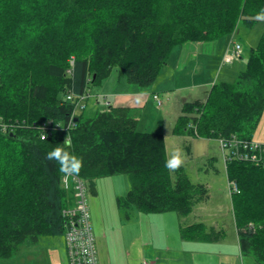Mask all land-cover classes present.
Instances as JSON below:
<instances>
[{"label": "trees", "instance_id": "1", "mask_svg": "<svg viewBox=\"0 0 264 264\" xmlns=\"http://www.w3.org/2000/svg\"><path fill=\"white\" fill-rule=\"evenodd\" d=\"M263 20L264 0H0V260L64 236L63 211L76 201L74 182L62 186L64 169L90 189L96 179L124 175L129 190L116 203L125 211L185 218L206 202L207 187L169 165L161 133L141 130L129 108L106 105L87 116L75 111L77 99L113 69L128 85L151 87L174 49ZM152 95L157 109L169 100ZM263 110L264 33L234 82L183 103L172 134L250 142ZM225 173L237 189L230 201L239 252L262 264L264 166L228 161ZM179 233L185 241L221 237L200 223Z\"/></svg>", "mask_w": 264, "mask_h": 264}, {"label": "rangeland", "instance_id": "2", "mask_svg": "<svg viewBox=\"0 0 264 264\" xmlns=\"http://www.w3.org/2000/svg\"><path fill=\"white\" fill-rule=\"evenodd\" d=\"M263 33L264 20L250 30L240 26L232 36L234 42L241 46L239 63L234 66L224 65L222 68H218L216 64L220 49L224 46L223 42L226 46L229 44L231 37L219 39L216 44L217 53L204 58L203 75L200 70L202 63L200 58L192 61L198 64L197 66H173L177 55V49H174L168 60L167 74L146 90L160 92L162 90L159 88L164 86H186L193 78L194 82H200V78L204 79L208 75L214 78L215 83L234 82L246 62L249 50L256 45ZM231 67H235L234 74L227 71ZM112 71V75H115L117 73L114 72L118 70ZM109 77L110 75L107 78ZM98 87L99 85L92 86L91 90L95 91ZM202 91L207 95L210 87L201 90V94ZM99 102L98 109L104 110L106 108L103 107L104 99L101 98ZM165 104L160 109L153 104L149 105L146 113L156 118L157 111ZM93 112L95 110L88 106L85 115L91 116ZM165 120L168 123L166 118ZM252 140L264 143V110ZM208 152L211 156H215L212 167H209V159L204 156ZM221 157L217 141L188 136H179L178 145L174 150L169 151L168 162L171 167L182 166L192 183L203 184L208 189L207 201L197 205L193 213L185 217L183 223L182 218L173 212L143 214L135 209L126 211L119 209L116 199L124 197L129 190V183L124 175L96 179L91 189L89 183L84 182L97 264H259L252 256L242 255L239 252L229 183ZM73 205L77 206V203L73 201ZM199 222H204L207 226L200 224L221 233V237L216 241L181 239L179 233L181 223L184 224L183 226H188ZM0 264H69L64 237H43L36 244H25L15 257L0 260Z\"/></svg>", "mask_w": 264, "mask_h": 264}, {"label": "crops", "instance_id": "3", "mask_svg": "<svg viewBox=\"0 0 264 264\" xmlns=\"http://www.w3.org/2000/svg\"><path fill=\"white\" fill-rule=\"evenodd\" d=\"M230 43H231V38L227 46L225 42H223L224 46L221 47L220 49L219 59L218 62L216 63L218 65V68L219 67L222 68L224 66L221 64L222 58L225 52L227 51V49L230 47ZM216 44L217 42H210V43L189 42L182 45L176 51L177 55L173 66L175 65H177V67L178 66L191 67V65L197 66L198 64L192 61H195L196 59L200 58L202 60L200 70L203 75L204 58L205 57L209 58L208 55L210 56L213 53L214 54L217 53ZM237 63H239V59H237L231 66H234V64L237 65ZM167 68H169V61L166 67L162 70L159 78L163 77L164 74H167L168 72ZM234 68L235 67H231L230 69L228 68L227 71L229 73L234 74L235 73ZM112 72L110 74V77L111 76L114 77L111 78L109 77L106 80L102 81L98 89H96L95 91L90 90L89 92L90 95L88 96V98L84 100L86 104L85 110L87 109L88 106L96 111L99 110L98 106L100 105L99 101H101V98L104 99V103H103L104 108L106 104L114 108H120V107L129 108L133 116L139 121V126L141 130L147 132H159L163 135L167 157L169 151L174 150L179 142V136H174L172 134V130L177 118L180 115L181 106L183 105V103L204 101L208 94L206 95L205 91H202L201 94V90H206L208 87L211 88V86L215 83L214 78H211L210 75H208L206 78L204 77V79L200 78V82L199 81L194 82V78H193L191 82L189 81L190 84L186 86H179V87L164 86L159 88L162 91L155 92V90L138 89L137 87L128 85L122 74L118 73V71H115L114 73L117 74L112 75ZM193 73H195V71ZM153 93H158L162 96L169 97V100L166 102L164 107L161 110L157 111L158 113L156 118L154 115L146 113V111L149 108L148 107L149 105L152 104L153 106L155 105V102L151 98V95ZM165 118L168 120V123H166ZM258 143H262V142L258 141ZM204 156L206 159H214L215 157L214 155L211 156L210 152L206 153ZM70 206H74L73 203ZM183 220H185V218H182V223ZM182 223L180 224V226L184 225ZM199 223H203L205 226H207L204 222H199Z\"/></svg>", "mask_w": 264, "mask_h": 264}, {"label": "built area", "instance_id": "4", "mask_svg": "<svg viewBox=\"0 0 264 264\" xmlns=\"http://www.w3.org/2000/svg\"><path fill=\"white\" fill-rule=\"evenodd\" d=\"M230 46L222 58V65L230 66L240 58L241 47L235 43ZM71 95L68 97L70 99ZM88 98V96H85ZM152 100L159 107L161 101L157 95H152ZM108 105V104H106ZM44 139V136H42ZM220 151L224 163L228 161H238L249 163L254 166H264V143L254 141L245 142L233 138L229 141L219 140ZM75 202L78 204L76 213L69 212L68 223L70 237L67 240V251L74 257L79 254L77 259L72 260V264H95L94 238L90 228L87 215V205L85 200L84 185L81 181L74 182ZM234 183L229 184V194L236 193Z\"/></svg>", "mask_w": 264, "mask_h": 264}, {"label": "bare ground", "instance_id": "5", "mask_svg": "<svg viewBox=\"0 0 264 264\" xmlns=\"http://www.w3.org/2000/svg\"><path fill=\"white\" fill-rule=\"evenodd\" d=\"M232 36H234V35H232ZM231 36V39L233 38ZM233 40V43H235V44H237L236 42H234V39H232ZM237 45H239V44H237ZM240 46V45H239ZM70 95H68L67 96V100L68 101H72L73 100V97L71 96L70 97V99H68V97H69ZM86 98H85V95L84 96H80V97H78V99H77V104H76V107H75V111H78V110H84L85 108H86V105L84 104V100H85ZM45 127L43 126V128L42 129H44ZM42 136H44V139H42ZM41 140H46L47 138H46V136H45V134L43 133L42 135H41V138H40ZM253 141V140H252ZM222 155V154H221ZM224 158V157H223ZM222 158V159H223ZM232 161V160H231ZM224 162V161H223ZM224 165H225V163H224ZM77 180V178L75 177V176H73V174L69 171V170H66V169H64V177H63V179H62V186H63V188L65 187V186H69V183H73V182H75ZM84 192H85V189H84ZM77 210H78V204H77V206H73V207H70V208H68L67 210H64L63 211V215L65 216V217H67L68 215V213L69 212H73V213H76L77 212ZM87 215H88V221H89V211H88V208H87ZM89 224H90V222H89ZM90 228H91V226H90ZM92 231V230H91ZM64 240H65V246L67 245V240L69 239V237H70V233H69V223H68V221H65V233H64ZM94 249H95V246H94ZM66 251H67V247H66ZM67 257H68V262H69V264H72V260L75 258V259H77L78 257H79V254H76L74 257H72V256H70V254H69V252L67 251ZM95 264H97V260H96V252H95Z\"/></svg>", "mask_w": 264, "mask_h": 264}, {"label": "clouds", "instance_id": "6", "mask_svg": "<svg viewBox=\"0 0 264 264\" xmlns=\"http://www.w3.org/2000/svg\"><path fill=\"white\" fill-rule=\"evenodd\" d=\"M56 153H59V155H60L59 150H56V151H54V152H52V153L49 154L50 158H51L52 156H59V155H56Z\"/></svg>", "mask_w": 264, "mask_h": 264}, {"label": "snow or ice", "instance_id": "7", "mask_svg": "<svg viewBox=\"0 0 264 264\" xmlns=\"http://www.w3.org/2000/svg\"><path fill=\"white\" fill-rule=\"evenodd\" d=\"M56 155H59V153H56Z\"/></svg>", "mask_w": 264, "mask_h": 264}]
</instances>
